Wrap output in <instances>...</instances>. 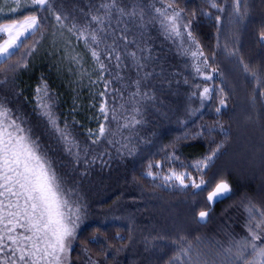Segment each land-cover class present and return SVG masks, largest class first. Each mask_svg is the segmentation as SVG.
<instances>
[{"label": "trees", "instance_id": "16d2710c", "mask_svg": "<svg viewBox=\"0 0 264 264\" xmlns=\"http://www.w3.org/2000/svg\"><path fill=\"white\" fill-rule=\"evenodd\" d=\"M216 2L224 7L223 12L212 8L208 0H176L174 5L183 10L182 13L188 21H192L191 30L203 50L204 57L208 59V69L212 79L211 91L205 105H202V108L198 106L201 110H197L198 107L195 105L188 106V100L186 102L185 98L190 94L188 91L184 94L181 107L178 108L179 98V101L173 105L161 104L159 113L149 112L145 119L167 120L150 134L152 137L148 139L151 142L149 146L146 140L140 149L129 156L132 165L126 169H123L121 160L107 163L109 152L105 148L107 145L110 147L117 136L116 131L111 129V124L116 122L111 109L115 108L119 125L122 119L129 117L126 107L121 109L114 106L112 93L115 86L119 91L121 88L119 82L122 83V79L125 81L127 74L137 68L131 57L125 58V52L120 54L122 61L120 68L115 66L114 59L109 61L102 55L101 59L108 66V71L102 74L105 80L112 83L108 95L105 97L99 95L104 91V83L98 79L101 73L97 70L91 52L83 40H77L76 36L68 31L73 23L83 25L90 20L88 5L63 4L57 9L70 17L69 21L63 23L73 42V46L66 53L54 48L59 46L57 43L51 47L47 42L48 39L50 40L48 35L50 26L53 28V24H58L55 16L47 11L45 25H40L36 34L26 39L24 48L16 52L7 62L0 63V71L8 68V62L24 63L22 68L24 71L21 70L15 82L18 87L28 83L34 87L47 86V93L60 116V124L63 127L65 124L68 125L67 131L71 133L80 150L72 151L70 154L58 133L54 129H49L45 122L43 131L39 129L35 136L31 134L40 145L44 146V150L53 160L54 153H57L53 167L60 177L67 181V185L72 184L70 187L75 189L76 200L86 211L87 219H91L89 215L91 213L105 215L104 220L113 215V208H116L113 201L123 196L120 192L122 185L114 184L109 189L106 187L120 180L119 177L123 180L124 176H127L128 181L132 178L133 183L150 192V198L153 199H146L139 205L135 203L136 197L127 196L126 193L124 201L131 204L134 202V206L120 213V222L108 223L105 226L95 224L82 226L77 235L76 247H82L96 258L103 257L106 264H168L176 249V245L172 242L181 236L187 238L185 246L191 242L194 254L200 249L207 253L210 259L215 258L217 250L228 246L229 234L237 238L246 234L244 225L247 214L243 205L251 201L258 207L264 208V95H262L264 40L260 39L264 34V0H243L241 10L245 14L242 17L233 14L232 0H216ZM32 12L34 11L30 9L26 13ZM217 16L220 17L219 22ZM112 23L114 24L113 18ZM150 24L149 31L141 30L138 44L140 51L143 49L140 60L144 67L141 68V73L143 72L141 75L150 80L151 84L148 86L154 89L158 77L165 75L168 77L169 73L172 74L173 64L163 48L165 40L161 45L157 31L152 25L154 21ZM108 44H112V40ZM157 46H161V49H157ZM130 48V44L127 43L129 53ZM98 50L103 52L104 45L102 44ZM179 50L181 51V48ZM59 52L63 54L60 55ZM70 55H78L80 63L72 62ZM184 55L181 53L185 63L184 74L190 76L193 72L197 73L194 71L196 63L186 54ZM68 61L71 65L66 63ZM83 72L87 75H83ZM253 73L256 75L254 76ZM117 75L120 79H116ZM31 94H34V91ZM221 98L225 101L224 105L220 104ZM105 100L109 107L107 119H104L99 111L100 104ZM217 108H220L219 112L216 111ZM180 116H183L180 120L176 119ZM184 116L187 117L186 120L183 119ZM179 121H181L180 129L173 130L172 128L177 126L172 124L177 125ZM101 124H104L108 131L105 136L97 139ZM94 140L97 142L93 143ZM49 145L59 147V154L49 148ZM217 147L219 151L209 167L204 170L203 177L209 180V184L219 180L227 182L230 193L214 205L205 222H199L191 215V225L185 223L184 229L181 227L178 229L175 223H183L189 217V212L184 208L193 205L196 199H202L199 208L204 205L208 208V205L204 203L202 195L199 197L195 192L184 190L186 187L178 186L176 183L178 181L170 180L177 187H163L168 184L167 182L170 184V181L164 180L166 176L164 170L184 171L198 180L201 174L192 165L204 160ZM118 169H122V175L117 174L120 172ZM150 171L153 177L148 175ZM186 182L189 188L190 181ZM100 189H102L101 195L98 193ZM157 199L173 206H181L183 211L179 213L185 219L179 217L174 224L173 219L170 218L165 225L158 223L156 218L166 217L167 213L160 210L161 208L156 209ZM196 209L195 207L194 211ZM150 222L153 228L150 235L155 234L154 237L163 238V241L158 240L159 245L156 250L150 248L152 250L144 254L126 252L123 253L122 259L110 263L106 254L114 249L125 248L132 230L141 228L144 232L146 227L148 230ZM157 223L162 230H158ZM171 230L174 237L172 234L169 235ZM72 253L73 258L78 256L77 251Z\"/></svg>", "mask_w": 264, "mask_h": 264}, {"label": "snow or ice", "instance_id": "6c2138e0", "mask_svg": "<svg viewBox=\"0 0 264 264\" xmlns=\"http://www.w3.org/2000/svg\"><path fill=\"white\" fill-rule=\"evenodd\" d=\"M4 2L7 3L8 0H4ZM242 2L243 0H232L235 16L242 17L245 14L241 10ZM11 3L15 5L14 7L9 5V10L12 13H16L19 8L28 5L34 12L48 11L55 16L61 28L65 26L63 20L67 17L56 14L54 11L56 5L53 0H11ZM156 3L161 6L156 7ZM208 3L219 12L225 10L224 7L217 4L216 0H208ZM175 4L176 0H167V2L154 0L151 5L156 13L154 19L159 18V24L166 39L174 41L179 39L181 48L185 43H188L189 48L184 51L185 53L190 52L194 59L204 57L203 50L191 30L192 21H185L183 10L175 7ZM2 11L3 8L0 7V12ZM114 13L118 17L116 21L118 25L126 16L136 17L139 15L143 20L144 15L143 10L138 13L136 8L128 11L120 7L118 0H101L98 6L90 7L89 21L83 25L73 23L68 28V31L73 33L77 40L84 41L85 46L91 52L97 70L101 73L98 79L104 83V91L99 93L101 97L108 95V89L112 83L105 80L102 74L108 71V66L101 56H105L109 61L114 59L115 66L120 68L122 61L118 51L119 41H125L123 49L125 58L131 57L136 67H144L136 52H127L126 35L116 36L115 31L108 33L107 28L112 23ZM216 19L219 22L220 17L217 16ZM41 22L42 18L33 14L25 16L23 20L13 19L11 23L0 24V34L7 35V39L0 43V63L7 62L16 52L24 48L26 39L36 34ZM121 31H126V29ZM110 37L112 44H107L106 40ZM260 39L264 40V34ZM102 44L104 45L103 52L98 50ZM70 59L76 64L80 63L78 55H70ZM21 63L22 61H17L16 64L10 65V70L14 71ZM202 64L203 67H208L207 57H204ZM195 70L200 73L201 65H195ZM247 70V66H245V71ZM82 74L87 75L86 72ZM253 75L256 74L253 73ZM116 79H120V77L117 75ZM204 79L211 80L212 76L206 75ZM135 83L137 92L133 93V96L140 95V81L137 80ZM210 91L208 87H204L200 93L201 97L207 99ZM40 92L41 89L38 88L37 93ZM143 95L147 96V93ZM44 96H47L46 85H44ZM39 103L44 110L43 114L48 118L54 130L59 134L60 140L65 143L67 151L71 154L72 149L79 148V145L67 131L68 125L65 124L64 129H61L45 100L41 98ZM224 103V99L221 98L220 104L224 105ZM99 111L103 114L104 119L108 118L107 100L100 104ZM111 111L113 119H115V108ZM216 111L219 112L220 108H217ZM22 123L20 117L13 118L11 109L0 104V264H69L68 252L72 241L76 238L80 209L70 200V190L64 187L63 178L52 166L47 151L37 140L32 138L31 129L21 126ZM124 127H128V124H125ZM107 131L104 124H101L97 139L105 136ZM96 142V140L93 141V143ZM218 151L219 147L204 160L192 165L201 174L199 183L191 177L190 173L175 170H172L170 175L164 176V180H175L181 186L187 187L188 185L185 184L187 179L191 181L193 187L200 188L205 184L204 170L209 167ZM149 167L151 168L152 165ZM148 175L153 174L149 172ZM229 191V185L221 181L209 192L207 200L213 201ZM243 206L247 214L244 225L245 235L237 238V236L229 234L228 246L217 250L215 258L212 259L200 249H197L194 254L191 242L185 246L187 238L181 236L172 242L176 245V249L168 264H264V208L258 207L251 201ZM207 216V211H200L199 221H204Z\"/></svg>", "mask_w": 264, "mask_h": 264}, {"label": "rangeland", "instance_id": "374dc122", "mask_svg": "<svg viewBox=\"0 0 264 264\" xmlns=\"http://www.w3.org/2000/svg\"><path fill=\"white\" fill-rule=\"evenodd\" d=\"M53 2L56 5V8H55V12H57L56 14L57 15L62 14V16L67 17V14L65 12H62V10L59 11L60 9L57 10L63 4L65 6H71L72 4H75V5L77 4L79 6L88 5L89 7H92V6L95 7L101 3V0H53ZM153 2L154 0H118L119 6L125 8L128 11H131L132 8H136L138 13L140 12V10H143L144 15H146L148 11L149 12L146 16L143 15V20L140 19L139 15H137L136 17L126 16L123 18L122 22L119 23V25L116 22L118 17L114 13L113 14L114 24L111 23L112 25H110L107 28L108 33H112L113 31H115L116 36L126 35L127 43H129L131 46L130 51L136 52L137 57L141 59L142 52L140 51V45L138 44L139 40L141 39L140 32L143 29L149 31L151 28L150 22L154 21V24L152 25H154L157 31V34L159 36L157 38H160L161 45H162V42L165 40L166 45L164 42L163 48L165 49V53L167 54V56L170 57L169 61L173 64L172 74L169 73L168 77H166V75L163 77H158L157 86L154 89H152L151 86H148L151 84L150 80H148L146 76L141 75L143 72L141 73V68L139 69L138 67H135L137 68L136 70L127 74L125 81L124 79H122L121 81L122 83L119 82V87H121L119 88V91H117V87L115 86V89L112 93L114 106L115 107L118 106L121 109L123 108L125 109L126 107L128 109L129 117L128 119H122L120 125L117 122L119 118L118 119L115 118L116 122L114 121L111 124V129L113 131H116L117 136L115 140L112 142V144L110 145V147L107 145L105 148L109 152L106 162L111 163V162H118L121 160L123 162L122 164L123 169H126L127 167L132 165V160L129 158V156L135 153L138 149H140V147L144 145L146 142H148L147 146H149L151 142L148 141V139L149 138L151 139L152 137L150 136V134L156 131L157 128H160L161 125L164 123V121L167 120V119H145L149 112L152 114L159 113L162 107L160 106L161 104L162 105H167V104L173 105L179 100H180L179 101L180 105L178 106V108L181 107L182 106L181 101L184 99V94L188 93V91L190 92V94H188V97H185L186 102L188 100V106L192 107L195 105V107H198V106L201 107L202 105H205L207 99L202 98L200 93H202L204 87H208L210 89V80L204 79V76L206 75L211 76V72H210V69H208V67L207 68L203 67L202 61L204 58L200 57L199 59H194L191 56L190 52L185 53L184 50L189 48L188 43H185L183 45V48H181L179 47V44H180L179 39H176L175 41L173 39H166L164 33L161 30V27L159 24V18L154 19V17H156V13L151 7ZM9 5L13 7L15 6L14 4L11 3V0H8L7 3H5L4 0H0V7L3 8V11L0 12V24L11 23L13 19L23 20L25 16L36 14L39 18H42L41 25L42 26L45 25V22H46L45 17L47 15V11L39 10V11L28 14L26 12L30 9L31 10L33 9L30 6L25 5L19 8L16 13H12L9 10ZM155 6L160 7L161 5L159 3H156ZM69 18L67 17V19L63 20V23H66L67 21H69ZM149 20L150 22L148 23ZM185 21H188V20L185 18ZM48 23L50 25L49 21ZM124 29H126V31H121ZM48 35H49L50 40L48 39L47 42L51 47H53V44H56V43L57 45H59L56 47L54 46L56 50L59 49L60 51H63L66 53V51H68L71 48V46H73L72 39L70 38L72 36H69V33L67 32V30H65L64 27L61 28L59 24L57 25L53 24V28L52 26H50V31ZM4 39H7V35L0 34V43H2ZM111 40L112 38L110 37L109 39L106 40V43L108 44L109 41ZM124 47H125V41L123 40L119 41L118 51L120 52V54L124 53L123 51ZM156 48L161 49V46H157ZM179 48H181V51L179 50ZM173 50L175 53L173 52ZM193 50L195 49L193 48ZM63 52H59L61 53L60 55H62ZM181 53L182 55L186 54V56L191 61L196 63V65L200 64L201 72L200 73L193 72L192 74H190V76L184 74L186 73V71L185 72L183 71V67L185 63H184L183 57H181ZM27 56H28V53L26 52V57ZM57 59L59 61V57ZM66 63L71 65L70 61ZM7 64H8V68L6 70L3 69L0 71V104H3L7 108L11 109L13 118L17 116L20 117L21 120L23 121L21 126L26 129H31V133H33V136H35L36 133L39 131V129L43 131L44 122L49 129L51 130L54 129L51 123L49 122L48 118L43 114L44 110L40 107L39 102L41 98H43L45 102L49 105L51 112L54 114V117L56 118L58 126L61 129H64L63 125L60 124V118H59L60 116L57 113L56 107L51 97L48 95V93L46 97L44 96V88L39 87V86L34 87L28 82H27L28 84H23L20 87H18L15 84L16 79H18L17 76L21 72L24 63H21L20 66L17 67L14 71L10 70L9 66L14 65L16 63L8 62ZM194 71H196L195 68H194ZM26 72L27 71H25V74ZM137 80L140 81V87H139L140 95L133 96L132 94L137 92V86L135 83ZM38 88L41 89V92L39 94L37 93ZM33 91H34V94H31V92ZM144 93H147V96H144L143 95ZM121 105H123V107H121ZM200 107H198L197 110H199ZM182 117L180 116V117H177L176 119L180 120V118ZM186 118L187 117L184 116L183 119L186 120ZM125 124H128V127H124ZM180 125H181V121H179L177 125L172 124V126H177L172 129L178 130L180 129L179 128ZM49 148L53 149L54 151H57L59 154V151H60L59 147H54V146L49 145ZM78 150L80 149L74 148L72 151L77 152ZM56 154L57 153H54V160H56L55 158ZM48 158L50 159L52 166L55 165L54 164L55 161L51 158L49 154H48ZM151 169L155 170V168L153 167ZM118 170L120 172H117V174L122 175L121 173L123 172L122 169H118ZM164 171L166 175H170L172 170L169 169L168 171L166 170ZM58 175L60 176L59 173ZM151 176L153 177V175ZM74 179H76V176ZM119 179L122 180V178L120 177ZM199 179L196 180L197 183H199ZM203 179L205 180V184L201 185L200 188L193 187L191 184V181L189 180L190 187L189 188L186 187L184 188V190L188 189L189 191H191V193L195 192V194H198L199 197L202 195L204 199V203L207 205L205 201V195L216 183L223 181V180H219L218 182L216 181L214 183L209 184L210 182L208 179L204 177ZM120 180H117L116 183H111V185L106 187L109 189L114 184L116 185L121 184L122 186H121L120 192L123 193V196H122L123 198L119 196L113 201V203L115 202L116 208H113V211H112L113 215L109 216L106 220H104L105 215L100 216L99 214L96 215L94 213L89 214L91 219H87L86 211L84 210V208H82V205L79 204L78 200H76L77 196L75 197V189L70 187L72 184L67 185L68 184L67 181L63 180L64 187L70 190V200L73 201L75 203V206H78L80 209V218L77 221V228H76V238L72 241L71 248L68 252L69 264H72V263L74 264H106L103 261V257L96 258L94 255H92L90 252L83 249L82 247H78V248L76 247L77 235L79 231L82 229V226L86 224L88 225L95 224L97 226H105L108 223L120 222V217H119L120 213H122V211L124 213V211H126L127 209L129 210L130 208L134 206L133 204L134 202L131 204V203H126L124 201V197H125L124 195L126 193H127V196H134L137 198L135 200L136 205H139L140 203L143 204V201H145L146 199L148 200L153 199V198H150L151 197L150 192L147 189H143L140 185L133 183L132 178H130L128 181L127 176H124L121 183H120ZM186 181H185V184H187ZM167 183L168 184L164 183L166 185H164L163 187H171V186L177 187L173 183V181H170V184L169 182ZM176 183L178 186L180 185L179 182H176ZM101 192H102V189L98 191L99 194ZM201 200L196 199L193 204L194 206L191 205V206H188V208L187 207L184 208L186 211L189 212L188 219H185V217L181 215L183 211L181 210L182 209L181 206H173L172 204L170 205V204L165 203L164 200L162 202V200L157 199L156 209L161 208L160 210L167 213L166 217H162L161 219L156 218L157 222L161 224L164 223L165 225L167 219L168 221H170V219H173V224H174L179 219V217H183L185 221L179 224L175 223L176 224L175 227L178 229L180 227L181 229H184L185 223L187 225H191V218L195 217V219L197 220V214L201 210H204L206 208L205 205L199 208V204L202 203ZM162 206L165 208H162ZM195 207L197 209L194 211ZM174 208H177V210H174ZM180 211L181 213H179ZM191 215L193 216L190 218ZM158 223H157L158 230H162L160 227H158L159 226ZM148 225H149L148 230L146 227L144 232H142L141 228L133 229L132 232L130 233V238L125 248H120L118 250L114 249L113 251H109L108 254H106L109 262L113 263L115 262V260L117 261L119 259H122L123 253H126V252H129L132 254L133 253L134 254H137V253L144 254V252L152 250L150 248H153L156 250V247L159 245L158 240L160 239L161 241H163V238L161 239L159 237H154L155 234L150 235L153 229L152 222L148 223ZM163 231L165 233L167 232V230H163ZM170 234H172V237H174V233L172 230L169 232V235ZM73 251L78 252V256L75 258H73V255H72Z\"/></svg>", "mask_w": 264, "mask_h": 264}, {"label": "water", "instance_id": "95a60500", "mask_svg": "<svg viewBox=\"0 0 264 264\" xmlns=\"http://www.w3.org/2000/svg\"><path fill=\"white\" fill-rule=\"evenodd\" d=\"M221 182V181H220ZM219 183V182H218ZM217 184V183H216ZM215 184V185H216ZM228 184V183H227ZM215 185L208 191V193L205 195V200H206V203H207V205H208V208H206V209H204V210H201V211H207L208 212V214H209V212L212 210V208L214 207V205L217 203V202H219V201H221L222 199H224L226 196H228V194L230 193V191L229 192H227V193H225V194H223L222 196H220V197H218V198H215L213 201H208L207 200V196H208V194H209V192L210 191H212L214 188H215ZM229 185V184H228ZM229 188H230V186H229ZM207 218V217H206ZM197 219H198V221H199V213L197 214ZM206 220V219H205ZM205 220L204 221H202V222H205ZM199 222H201V221H199Z\"/></svg>", "mask_w": 264, "mask_h": 264}]
</instances>
